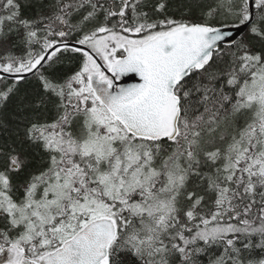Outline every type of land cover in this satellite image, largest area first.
<instances>
[{
    "label": "snow or ice",
    "instance_id": "1",
    "mask_svg": "<svg viewBox=\"0 0 264 264\" xmlns=\"http://www.w3.org/2000/svg\"><path fill=\"white\" fill-rule=\"evenodd\" d=\"M0 264H264V0H0Z\"/></svg>",
    "mask_w": 264,
    "mask_h": 264
}]
</instances>
